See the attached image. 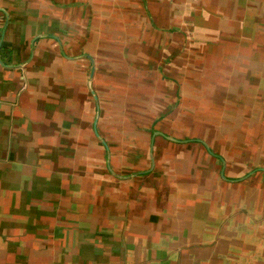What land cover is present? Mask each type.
I'll return each instance as SVG.
<instances>
[{
    "label": "crops",
    "instance_id": "obj_1",
    "mask_svg": "<svg viewBox=\"0 0 264 264\" xmlns=\"http://www.w3.org/2000/svg\"><path fill=\"white\" fill-rule=\"evenodd\" d=\"M0 264H264V0H0Z\"/></svg>",
    "mask_w": 264,
    "mask_h": 264
}]
</instances>
